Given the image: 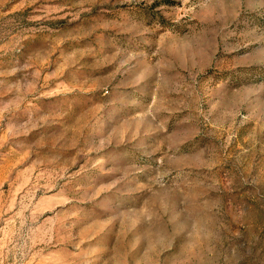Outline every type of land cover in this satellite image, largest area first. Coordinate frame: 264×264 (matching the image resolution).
<instances>
[{
    "label": "rangeland",
    "instance_id": "rangeland-1",
    "mask_svg": "<svg viewBox=\"0 0 264 264\" xmlns=\"http://www.w3.org/2000/svg\"><path fill=\"white\" fill-rule=\"evenodd\" d=\"M0 264H264V0H0Z\"/></svg>",
    "mask_w": 264,
    "mask_h": 264
}]
</instances>
